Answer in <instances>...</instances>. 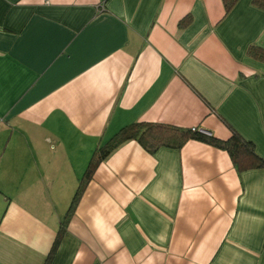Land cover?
<instances>
[{"label": "crops", "instance_id": "0c3cea01", "mask_svg": "<svg viewBox=\"0 0 264 264\" xmlns=\"http://www.w3.org/2000/svg\"><path fill=\"white\" fill-rule=\"evenodd\" d=\"M250 46L264 49L251 0L226 16L221 0H0V264H44L92 153L131 123L226 140V122L264 159ZM50 264H264V169L193 140L124 142Z\"/></svg>", "mask_w": 264, "mask_h": 264}, {"label": "trees", "instance_id": "16d2710c", "mask_svg": "<svg viewBox=\"0 0 264 264\" xmlns=\"http://www.w3.org/2000/svg\"><path fill=\"white\" fill-rule=\"evenodd\" d=\"M224 16L228 15L239 0H221ZM252 6L264 11V0H251ZM190 23V17H185L179 22V27L184 28ZM247 55L264 62V49L250 46ZM225 122V121H224ZM230 136L220 140L208 135L198 128H180L167 124L135 122L122 127L108 141L98 146L91 155V159L82 175L70 205L59 224V228L44 264H50L60 244L70 218L72 217L83 191L93 176L96 167L122 143L136 141L146 152L155 154L161 148L180 149L188 141L206 143L214 148L225 151L238 173L254 169H264V159L256 151L254 143L244 139L225 122Z\"/></svg>", "mask_w": 264, "mask_h": 264}]
</instances>
